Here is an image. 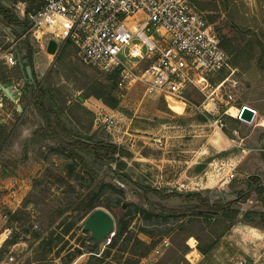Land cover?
<instances>
[{"label": "rangeland", "instance_id": "obj_1", "mask_svg": "<svg viewBox=\"0 0 264 264\" xmlns=\"http://www.w3.org/2000/svg\"><path fill=\"white\" fill-rule=\"evenodd\" d=\"M197 1L212 8L208 20L231 48L227 53L238 80L233 104L256 109L252 122L221 110L204 115L188 103L145 94L140 85L122 93L115 75L84 63L74 47L51 56L26 25L5 28V14H0V47L13 51L16 39L17 44L28 43L36 87L43 92L44 106L54 110L44 117L26 82L23 112L18 114L11 104L3 107L11 118L5 121V133L0 128V235H7L0 246V264L10 254L15 264H62L71 257L68 264H88L93 254L104 257L106 251L103 263L112 264H264V2ZM0 7L26 24L27 11L36 8H29V0H0ZM11 70L0 63V74L13 76ZM94 82L111 85L118 95L115 109L103 103L116 119L110 129L95 125L91 108L85 116L92 117L90 128L71 115L72 106L80 102L77 96L84 93L77 85ZM184 96L196 104L202 99L192 88ZM95 99L91 96L88 106L98 103ZM55 116L75 136L116 144L111 166L79 148L62 150L47 136L51 130L45 119L54 123ZM3 134L7 139L2 143ZM230 172L234 176L226 178ZM180 182L189 188L179 189ZM178 191L198 192L210 203L228 202V208L237 211L225 218L232 226L217 237L222 226L215 220L222 213L195 215L188 209L204 207L198 196L188 198ZM91 192L98 195L93 209L112 215L113 233L119 221L126 223V232L113 247L108 244L113 234L93 243L90 232L81 229L93 209L81 210L80 199ZM4 212L9 213L7 220L1 216ZM189 237L195 238L198 255H187ZM211 240L215 245L201 254L197 247ZM149 243L152 247L141 256Z\"/></svg>", "mask_w": 264, "mask_h": 264}, {"label": "built area", "instance_id": "obj_2", "mask_svg": "<svg viewBox=\"0 0 264 264\" xmlns=\"http://www.w3.org/2000/svg\"><path fill=\"white\" fill-rule=\"evenodd\" d=\"M26 22V31L45 48L50 39L56 50L72 42L84 63L116 76V89L122 93L140 85L145 94L188 103L204 115L221 110L247 122L240 114L248 105L233 104L238 80L221 37L192 0H42L38 8L27 11ZM16 41L13 51L0 47V63L18 65ZM22 88L16 83L11 90L19 96ZM189 88L201 94L198 104L184 96ZM4 96L0 89V106ZM232 106L235 114L229 111ZM252 109L253 121L257 111ZM111 111L104 104L96 106L95 125L114 127ZM233 176L230 172L226 178ZM188 186L180 182L178 188ZM1 216L7 220L9 213ZM15 263L12 254L4 261Z\"/></svg>", "mask_w": 264, "mask_h": 264}, {"label": "trees", "instance_id": "obj_3", "mask_svg": "<svg viewBox=\"0 0 264 264\" xmlns=\"http://www.w3.org/2000/svg\"><path fill=\"white\" fill-rule=\"evenodd\" d=\"M41 2H42V0H29V6H30L29 8H32V7L38 8L40 6ZM194 3H197V1H194ZM3 13L5 14L4 21H3V24H5V28L11 26V24H14V23H19V24H22L23 26L25 25V23L20 21V20L12 19V13L8 8L0 7V14H3ZM9 31L11 34L14 33L12 27H10ZM222 46L224 47V49L226 51L227 50L229 51L231 49L228 46L224 45L223 42H222ZM18 49H19L20 53L23 54L24 58H28V62H29V57L31 54V48L29 47L28 43L26 41H20L19 45H18ZM11 69L12 70L10 72H12L13 75L18 74L20 72L18 66L12 67ZM6 76H10V75L7 73L5 75V77ZM31 86H32L33 91L35 93L34 103L40 109V111L43 113L44 117H45L47 111H51L54 113V110L52 108H46L44 106V104L42 102L43 92L40 88L36 87V82H34ZM77 86H78V88H81V87L84 88V90H85L84 97L93 95L94 97L101 99L104 104H106L108 107H110L112 109H115L119 103L118 95H116V91H114V89L111 85H106V84L101 83V82H98V83L94 82V83H87V85L86 84L84 85V83H82V85H77ZM82 108L84 110H86L84 107H82ZM86 111H88V110H86ZM88 112H90V111H88ZM90 114H91V116L93 115L92 113H90ZM71 115L78 124L83 125L84 122L87 121L88 122L87 128L91 127L92 117L89 120L88 119L85 120L86 119L85 115L82 113H79V112L71 113ZM79 116H82V118H80ZM45 122L51 130V133L47 134V136L54 138L58 142V144L60 145L62 150L71 151L73 148H79L80 151H82L84 154H89V156L91 155L90 157H93L94 160L97 162L105 164L104 163L105 159L108 160L110 162V164L113 162L114 155L117 152L116 144H114L112 142L103 141V140L87 143L86 141L82 140L83 137L75 136V135L71 134L69 131H67L63 127L60 119L56 116L53 120L54 123H51L48 119H45ZM3 132L5 133V131H3ZM6 139H7V135L3 134L1 136V142L2 143L5 142ZM155 190L158 193H160V189L156 188ZM241 193H242V191L240 192V194ZM177 194L184 195L188 198H192L196 195L198 196L200 204L203 205L204 207L200 208L199 206H192L191 209H188V210H191L193 212V214H195V215L211 216L212 213H215V214H217V213L221 214L222 213L221 214L222 217H218L215 220V224H221V226H222V231L217 234V237H221L224 234V232H226L232 226L233 222H228L227 219H225V218L234 217V215L237 213V211L234 209L228 208V204H229L228 202L226 204L210 203L207 198L201 197L198 192H190V193H184L183 192V193H177ZM97 203H98V195L93 194V192H91V193H89V195H86L85 197H82L80 199V208H81V210H84V211L91 210L97 205ZM206 210H210V211L207 212ZM126 228L127 227H126L125 222H121V221L118 222L117 229L114 231V234L111 237L110 242L108 243L109 247L115 246V244L120 239V237H122L124 235V233L126 232V230H127ZM151 245H152V243L143 245L142 251L140 252V255L143 256L146 253H148L149 249L152 247ZM214 245H215V240H211L208 245L198 246L197 249L201 254H205ZM102 254L104 257H106L107 251L105 253L103 252ZM104 257H97L95 254H93L91 257L92 260H89L88 264H102ZM71 258L65 260L62 264H68L70 262ZM43 259L44 258L41 257L40 259H37V261H41ZM103 264H112V263L111 262H107V263L105 262Z\"/></svg>", "mask_w": 264, "mask_h": 264}, {"label": "water", "instance_id": "obj_4", "mask_svg": "<svg viewBox=\"0 0 264 264\" xmlns=\"http://www.w3.org/2000/svg\"><path fill=\"white\" fill-rule=\"evenodd\" d=\"M8 31L10 28H7ZM56 42L53 39H50L46 45V52L49 54L56 53ZM17 56V64L22 74L23 79H25L29 84L34 83V68L32 61L28 62V58H24L23 54L20 53L19 50L16 51ZM30 60H32V56L30 55ZM12 83H8L6 86L0 85V89L4 92V95L10 98L13 101H16L18 98V94L15 91L11 90ZM79 100H83L82 97H79ZM20 107V105H18ZM240 117L247 122L252 121L253 117V109L248 106H243L241 110ZM82 140L86 141L87 143H91L92 141L83 138ZM104 163L107 166H111L108 160H104ZM178 193H183L182 191H178ZM207 212L210 210H206ZM83 231L90 232V238L92 239L93 243L100 242L104 238L108 237L110 234L113 233L114 229V219L112 215L102 208H95L93 209L87 218L85 219L82 228Z\"/></svg>", "mask_w": 264, "mask_h": 264}, {"label": "crops", "instance_id": "obj_5", "mask_svg": "<svg viewBox=\"0 0 264 264\" xmlns=\"http://www.w3.org/2000/svg\"><path fill=\"white\" fill-rule=\"evenodd\" d=\"M192 1L194 3V1H197V0H192ZM260 1H263L264 2V0H260ZM194 4L196 5L197 9L200 10L207 19H209L211 17L209 15L210 14L209 12H210V10H212V8L209 5H205L204 3H201L200 1H197V3H194ZM68 45L74 47L75 48V51H76V54H77V49H76L75 45L72 42L68 41L64 45H62L61 47H59L58 50H56V53H57V54L55 53L56 55L55 54H53V55H55V57L57 58V55L59 54V52H61ZM44 52L47 53L46 50ZM53 55L51 54V56H53ZM51 58H53V57H51ZM32 60H30V57H29V61H32V63L35 62L34 59H32ZM9 68H12V67H9ZM33 68H34V66H33ZM5 75L6 74H4V75L3 74H0V84L7 85L8 83H12V85H13V84H16V83H20V84L23 85V88H22L23 91H22V94L18 96V98L16 99V101H13L10 98L4 96L3 105L0 106V111H1V113H0V128H1L2 132L6 130V127L4 125L6 119L11 118L10 117V114H11L10 111H6V112L4 111L6 109V107H7V105L11 104V108H14L15 111L18 114L21 113V112H23L24 109H23V107L21 105V102H22V99L26 98V94H27V91L24 88V84H25V82L27 83V81L25 79H23L21 72H19L18 74H14L13 76H6L5 77ZM21 81H23V83ZM27 85L28 86H31L28 83H27ZM11 89H12V87H11ZM78 89L79 90H83L85 92L84 88H82V87L81 88H78ZM91 96H93V95L84 97V93H83V96H81V95L77 96V101H80V102H77V105H73L72 106L71 113L79 112V113H82V114H84L86 116L87 113H88V111H86V110H89L91 108L94 111V109H95L96 106H98L100 104L101 105L103 104L102 100L99 99V98H97V99H95V101L98 102V103L90 102V106L86 105L85 103L87 102V100L91 99ZM79 97H82L83 100H79ZM18 105H20V107ZM3 107H5V109ZM82 107H84L86 110H84ZM87 108H89V109H87ZM79 117L82 118V116H79ZM22 127L23 128H27V126H22Z\"/></svg>", "mask_w": 264, "mask_h": 264}, {"label": "bare ground", "instance_id": "obj_6", "mask_svg": "<svg viewBox=\"0 0 264 264\" xmlns=\"http://www.w3.org/2000/svg\"><path fill=\"white\" fill-rule=\"evenodd\" d=\"M86 105H89V103H88V101L85 103ZM229 111L232 113V114H235V112H236V109H235V107L234 106H232V107H230V109H229ZM6 233V232H5ZM5 233H2L1 235H0V244L3 242V240L5 239V237H6V234ZM187 243L189 244V246H190V251L188 252V254L187 255H191V254H196V255H198V252L196 251V240H195V238L194 237H189L188 238V240H187Z\"/></svg>", "mask_w": 264, "mask_h": 264}, {"label": "flooded vegetation", "instance_id": "obj_7", "mask_svg": "<svg viewBox=\"0 0 264 264\" xmlns=\"http://www.w3.org/2000/svg\"><path fill=\"white\" fill-rule=\"evenodd\" d=\"M34 82H35V79H34ZM28 83V82H27ZM29 84V83H28ZM33 84V83H32ZM32 84H29V85H32Z\"/></svg>", "mask_w": 264, "mask_h": 264}]
</instances>
